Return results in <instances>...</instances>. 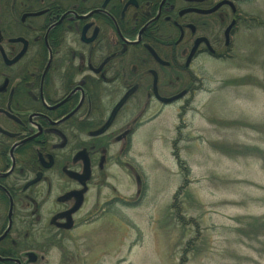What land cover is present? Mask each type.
I'll use <instances>...</instances> for the list:
<instances>
[{
  "label": "flooded vegetation",
  "instance_id": "af4514ba",
  "mask_svg": "<svg viewBox=\"0 0 264 264\" xmlns=\"http://www.w3.org/2000/svg\"><path fill=\"white\" fill-rule=\"evenodd\" d=\"M250 2L0 0V264H51L97 216L111 163L138 195L124 158L143 116L195 93L192 64L228 56Z\"/></svg>",
  "mask_w": 264,
  "mask_h": 264
},
{
  "label": "rangeland",
  "instance_id": "374dc122",
  "mask_svg": "<svg viewBox=\"0 0 264 264\" xmlns=\"http://www.w3.org/2000/svg\"><path fill=\"white\" fill-rule=\"evenodd\" d=\"M250 1L228 56L192 64L195 93L143 116L124 158L142 190L111 163L97 216L50 248L51 264L75 250L94 264H264V0Z\"/></svg>",
  "mask_w": 264,
  "mask_h": 264
},
{
  "label": "trees",
  "instance_id": "16d2710c",
  "mask_svg": "<svg viewBox=\"0 0 264 264\" xmlns=\"http://www.w3.org/2000/svg\"><path fill=\"white\" fill-rule=\"evenodd\" d=\"M175 157H176V160H177V162H178V166L180 167V169L182 168L183 169V165H182V161L176 156V154H175ZM186 171V173H187V171L188 170H185ZM179 193V192H178ZM183 264V263H182Z\"/></svg>",
  "mask_w": 264,
  "mask_h": 264
},
{
  "label": "water",
  "instance_id": "95a60500",
  "mask_svg": "<svg viewBox=\"0 0 264 264\" xmlns=\"http://www.w3.org/2000/svg\"><path fill=\"white\" fill-rule=\"evenodd\" d=\"M179 95H177V96H175V97H178ZM175 97H173V98H175ZM173 98H170V99H173ZM170 99H168V100H170ZM74 210V208L72 209V210H70L69 212H71V211H73Z\"/></svg>",
  "mask_w": 264,
  "mask_h": 264
}]
</instances>
